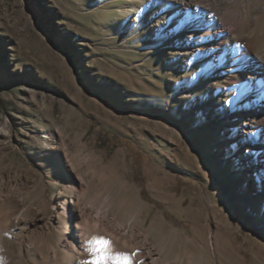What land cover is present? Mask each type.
<instances>
[{
  "label": "rangeland",
  "instance_id": "1",
  "mask_svg": "<svg viewBox=\"0 0 264 264\" xmlns=\"http://www.w3.org/2000/svg\"><path fill=\"white\" fill-rule=\"evenodd\" d=\"M214 9L0 0V264H264L240 131L264 0Z\"/></svg>",
  "mask_w": 264,
  "mask_h": 264
},
{
  "label": "bare ground",
  "instance_id": "2",
  "mask_svg": "<svg viewBox=\"0 0 264 264\" xmlns=\"http://www.w3.org/2000/svg\"><path fill=\"white\" fill-rule=\"evenodd\" d=\"M172 2H175L176 5L180 8L189 10L194 12L193 14H199L206 18V22L211 24L213 22H216L218 24H222L223 20L219 17L218 12H216V9L214 7L222 5V3L231 1V0H169ZM132 11H136V8H133ZM138 17V16H137ZM233 24V28H231L229 31L225 30L222 34V36L219 38L220 43L224 44L225 39L228 35L232 33H236L235 38L237 40V27H238V21H239V15L237 14L236 19ZM249 51L248 47H242L239 50L238 54H242L243 52ZM234 62V60H233ZM250 72H249V78L251 81V86H253L254 91L257 93V95L252 98L251 105H249L248 108L245 107L244 111H249L245 113L246 117L244 121L242 122L241 126V133L246 136V140L248 141L246 143V151L249 152L250 159L254 161V163L251 165V169L254 175H256V187L255 192L261 193V195H264V133L263 135L259 136V132L263 130L261 126L258 124V118L260 115L264 118V50L262 51H255L253 53L252 63L250 65ZM227 108V115L220 114L222 118V122L230 121L232 117L233 110L230 108ZM240 113V112H239ZM237 118L241 120L242 116L238 115ZM222 127H227L226 124H222ZM243 135V136H244ZM244 136V137H245ZM262 139V143L260 145H257V142H260L259 140ZM79 211V209H77ZM80 213L78 212L77 216H79ZM63 235H65L64 242L68 248V250L71 253H75L79 247L75 241V232L74 231H65L63 230L61 232ZM212 245L215 247V242H212ZM160 263V262H159ZM164 264H181L176 262H164Z\"/></svg>",
  "mask_w": 264,
  "mask_h": 264
}]
</instances>
